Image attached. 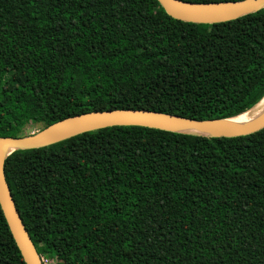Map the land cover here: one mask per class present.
<instances>
[{
	"label": "trees",
	"instance_id": "obj_1",
	"mask_svg": "<svg viewBox=\"0 0 264 264\" xmlns=\"http://www.w3.org/2000/svg\"><path fill=\"white\" fill-rule=\"evenodd\" d=\"M263 98L264 9L197 25L157 0H0V138L113 110L226 120ZM4 172L51 264H264V128H107L15 151ZM0 264H25L1 208Z\"/></svg>",
	"mask_w": 264,
	"mask_h": 264
},
{
	"label": "water",
	"instance_id": "obj_2",
	"mask_svg": "<svg viewBox=\"0 0 264 264\" xmlns=\"http://www.w3.org/2000/svg\"><path fill=\"white\" fill-rule=\"evenodd\" d=\"M157 2L168 17L197 25L230 22L264 9V0L205 4L179 0H157ZM229 120L196 121L146 110H113L67 118L28 136L0 138V208L24 263L41 264V261L22 223L6 182L4 164L13 152L44 148L82 134L113 127H140L209 138L244 137L264 128V113L247 123L226 125ZM191 131L198 134H193Z\"/></svg>",
	"mask_w": 264,
	"mask_h": 264
},
{
	"label": "bare ground",
	"instance_id": "obj_3",
	"mask_svg": "<svg viewBox=\"0 0 264 264\" xmlns=\"http://www.w3.org/2000/svg\"><path fill=\"white\" fill-rule=\"evenodd\" d=\"M263 113H264V99L255 108H253L249 112L227 121L228 124L226 125L251 122L257 119L258 117H260ZM191 133L198 134L195 131H191Z\"/></svg>",
	"mask_w": 264,
	"mask_h": 264
},
{
	"label": "built area",
	"instance_id": "obj_4",
	"mask_svg": "<svg viewBox=\"0 0 264 264\" xmlns=\"http://www.w3.org/2000/svg\"><path fill=\"white\" fill-rule=\"evenodd\" d=\"M41 264H51V261L47 260L46 258L40 257Z\"/></svg>",
	"mask_w": 264,
	"mask_h": 264
},
{
	"label": "rangeland",
	"instance_id": "obj_5",
	"mask_svg": "<svg viewBox=\"0 0 264 264\" xmlns=\"http://www.w3.org/2000/svg\"><path fill=\"white\" fill-rule=\"evenodd\" d=\"M36 132H37L36 130H31V131L29 132V135L32 134V133H36Z\"/></svg>",
	"mask_w": 264,
	"mask_h": 264
}]
</instances>
